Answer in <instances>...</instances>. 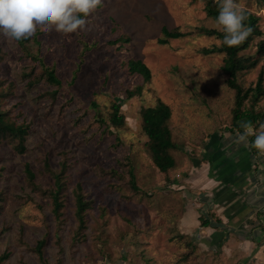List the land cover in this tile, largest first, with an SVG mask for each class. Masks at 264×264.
Listing matches in <instances>:
<instances>
[{
  "label": "rangeland",
  "instance_id": "obj_1",
  "mask_svg": "<svg viewBox=\"0 0 264 264\" xmlns=\"http://www.w3.org/2000/svg\"><path fill=\"white\" fill-rule=\"evenodd\" d=\"M236 2L261 17L263 35L242 52L256 55V43L264 39V0ZM87 20L88 30L70 38L37 30L40 44L34 36L27 42L62 79L65 86L56 96L51 92L57 86L45 80L29 86L23 72L39 74L41 65L19 42L0 34V79L13 85L3 107L30 127L24 153L7 143L0 146V256L10 253L2 264H264L262 241L245 243L246 232L221 226L215 237L201 227L200 215L217 222V211L212 201L204 207L197 186L186 182L211 136L230 133L235 138L236 133L230 130L235 92L221 69L224 53L201 52L220 44L217 37L196 30L217 28L204 2L102 0ZM163 26L192 33L162 44ZM121 36L124 43L113 42ZM130 58L151 68L150 80L130 73ZM262 69L264 56L240 76L241 83H255ZM138 85L142 94L127 98L126 90ZM158 99L172 109L169 125L181 146L172 150L176 166L168 172L169 181L154 164L142 129V108ZM114 102L121 103L125 123L108 127ZM257 109L264 112V98ZM227 145L234 148L231 141ZM46 160L56 170L62 161L68 164L61 224L51 199L33 192L27 182L29 162L38 183L53 185ZM130 167L138 191L129 184ZM78 183L91 202L83 228L75 216L73 189ZM42 238L44 259L35 250Z\"/></svg>",
  "mask_w": 264,
  "mask_h": 264
},
{
  "label": "trees",
  "instance_id": "obj_2",
  "mask_svg": "<svg viewBox=\"0 0 264 264\" xmlns=\"http://www.w3.org/2000/svg\"><path fill=\"white\" fill-rule=\"evenodd\" d=\"M193 2H204V9L208 18L216 19L219 13V6L217 0H192ZM246 19L244 24L251 28V34L247 39L238 46L228 47L223 43V33L218 28H208L205 26L197 27L199 34L208 36H215L220 39V44H213L210 47H203L201 52L204 54L224 53L223 64L221 69L225 74L226 85L234 90V103L232 107V127L231 131L235 132L237 129L243 132V128L240 127L241 122L244 120L251 121L253 127L258 128L261 124H264V112L258 110L257 106L259 102L264 98V70L262 69L257 77L255 83L244 86L240 81V76L246 71L253 69L257 66L261 58L264 56V39L258 40L256 55H249L242 53L252 46L256 38L263 35V30L260 24L261 17L255 12L249 9H242ZM163 37L159 38V42L167 44L170 38H180L190 35L192 31H182L180 27H174L169 29L167 26L162 28ZM30 39V38H29ZM19 41L20 46L23 48L26 54H28L33 60L41 65V73L34 75V70L30 72H23L24 76L28 78L29 86L34 85L42 80H45L48 84L57 86L55 90L51 92L53 96H56L60 88L64 85L62 79L58 76L56 68L54 66L47 65L38 52H33L28 45V40ZM36 44H40L37 36L33 37ZM113 42L124 43V38L113 40ZM3 51L0 46V62L3 60ZM130 73L140 74L146 81L152 77L151 68L142 60L136 58H130L126 63ZM73 82V81H72ZM12 83L5 85L3 79H0V146L2 144H9L16 152L24 153L27 150V137L29 134V124L25 122L16 121L10 113V109L3 107V100L6 99L12 92ZM143 91L142 85L136 86L134 89L126 90V97L132 98L136 95H141ZM94 105H97L93 101ZM121 103L114 102L112 104V112L110 114L109 124L106 120L100 116L99 120L102 123L110 126H121L125 123V115L121 111ZM172 115V109L169 104L161 99H158L157 103L153 106L143 107L141 110L142 117V129L148 136V147L151 151V156L156 167L163 173H165L166 179L169 181L168 172L170 169L176 166V159L172 154V150L180 149V144L173 138L172 129L169 125ZM254 136H250L249 143L254 140ZM118 139V136H117ZM251 153L258 154L254 148H250ZM45 171H47L53 179V185L50 187H44L38 183L36 179V173L33 170L31 164L27 162L25 164V172L27 182L33 192L40 193L43 196H47L51 199L52 213L58 224L62 223L63 208L65 207L66 193L68 184L66 180V172L68 164L66 161H62L59 169H53L49 160L44 163ZM129 184L134 191H138L139 187L136 183V176L134 169L129 168ZM73 195L75 199V216L78 221L79 227L83 228L86 225V211L90 207L91 202L86 198L81 183H78L73 189ZM3 200V193L0 191V207ZM202 226H208L210 221L203 214L199 217ZM61 244L60 239L57 241ZM46 239L42 238L38 241L35 250L41 259L44 254V246ZM9 252H4L0 256V264L9 257Z\"/></svg>",
  "mask_w": 264,
  "mask_h": 264
},
{
  "label": "crops",
  "instance_id": "obj_3",
  "mask_svg": "<svg viewBox=\"0 0 264 264\" xmlns=\"http://www.w3.org/2000/svg\"><path fill=\"white\" fill-rule=\"evenodd\" d=\"M225 139L224 134L211 136L202 158L195 160L186 178L187 183L197 186V197L203 206L212 201L217 211V222L207 217L208 226H202L198 220L199 224L215 237L219 236L218 227L221 226L226 231L246 232L245 243L256 240L263 245L264 156L251 153L243 144L231 143L234 148H229L230 140L226 142Z\"/></svg>",
  "mask_w": 264,
  "mask_h": 264
},
{
  "label": "clouds",
  "instance_id": "obj_4",
  "mask_svg": "<svg viewBox=\"0 0 264 264\" xmlns=\"http://www.w3.org/2000/svg\"><path fill=\"white\" fill-rule=\"evenodd\" d=\"M219 13L215 23L223 33V43L235 47L243 43L252 29L244 24L246 16L236 0H217ZM102 4V0H0V34L21 41L33 37L37 30L69 37L88 30L87 18ZM241 133L235 138L225 133V138L237 146L254 148L264 156V124L257 131L251 121L241 122ZM254 140L249 143V137ZM230 146V145H229Z\"/></svg>",
  "mask_w": 264,
  "mask_h": 264
}]
</instances>
